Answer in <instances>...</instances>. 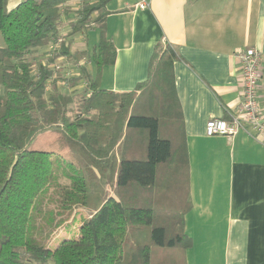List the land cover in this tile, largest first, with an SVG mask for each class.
<instances>
[{"label":"trees","instance_id":"obj_1","mask_svg":"<svg viewBox=\"0 0 264 264\" xmlns=\"http://www.w3.org/2000/svg\"><path fill=\"white\" fill-rule=\"evenodd\" d=\"M108 2L81 0L73 9L66 0H22L9 8L0 0V264H187L191 200L177 53L158 43L132 91L102 88L100 73L115 56ZM91 28L93 48L71 51L69 37ZM64 60L77 65L76 75L65 76ZM46 131L61 134L67 148L70 183L58 215L91 212L80 216L77 238L52 248L31 225L37 198L55 181L51 153L29 149Z\"/></svg>","mask_w":264,"mask_h":264},{"label":"crops","instance_id":"obj_2","mask_svg":"<svg viewBox=\"0 0 264 264\" xmlns=\"http://www.w3.org/2000/svg\"><path fill=\"white\" fill-rule=\"evenodd\" d=\"M140 1L106 4L105 33L115 56L98 82L107 90L132 91L146 79L158 43L175 49L191 200L184 217L192 241L186 262L264 264V145L248 125L230 138L205 135L208 119L238 108L242 87L234 53L246 47L262 55L257 101L264 115V0H143L146 6L138 7ZM86 39L83 34L75 42L81 46Z\"/></svg>","mask_w":264,"mask_h":264},{"label":"rangeland","instance_id":"obj_3","mask_svg":"<svg viewBox=\"0 0 264 264\" xmlns=\"http://www.w3.org/2000/svg\"><path fill=\"white\" fill-rule=\"evenodd\" d=\"M19 1L22 0H8V5L13 6ZM80 2L81 0H66L67 6L69 4V7H73L76 4L79 5ZM64 25L61 24L60 26L61 32H65L67 29ZM97 33L98 31L93 28L69 37L71 51H90L97 42ZM83 34L84 38L87 39L83 41V45L79 46L75 40L81 35L83 37ZM0 44H2L1 38ZM86 62L89 66L88 60L86 59L81 60L80 65L85 66ZM62 64L66 77H72L78 73V69L75 67L77 66L76 64L74 65V63L65 60ZM61 87L66 91L70 90L66 85H62ZM29 149L51 153L50 158L53 163L52 168L55 174V181L37 198L35 209L32 214L31 225L34 228V237L37 241L40 244L52 248L55 243L64 238H77L79 236L78 227L80 225V216L89 215L91 212L86 207H77L69 211H64L61 215H58L62 193L61 188L64 184L70 183V180L66 178L62 171L66 168L68 162L66 160H68V158L67 148L61 134L53 131L40 133L31 142ZM60 220L61 222L57 224Z\"/></svg>","mask_w":264,"mask_h":264},{"label":"built area","instance_id":"obj_4","mask_svg":"<svg viewBox=\"0 0 264 264\" xmlns=\"http://www.w3.org/2000/svg\"><path fill=\"white\" fill-rule=\"evenodd\" d=\"M138 7L146 6L140 1ZM240 69L241 99L236 112L226 118H210L205 124V135H222L227 138L235 135L245 125L251 129L252 137L264 145V115L257 101V89L261 76V52L254 47H246L234 53ZM80 63V62H79Z\"/></svg>","mask_w":264,"mask_h":264}]
</instances>
